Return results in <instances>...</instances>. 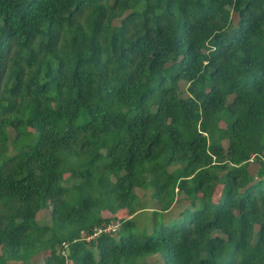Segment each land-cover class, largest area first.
<instances>
[{"label": "trees", "instance_id": "obj_1", "mask_svg": "<svg viewBox=\"0 0 264 264\" xmlns=\"http://www.w3.org/2000/svg\"><path fill=\"white\" fill-rule=\"evenodd\" d=\"M149 186L153 221L190 204L145 236L99 218L142 210ZM161 248L163 264H264V0H0V264Z\"/></svg>", "mask_w": 264, "mask_h": 264}, {"label": "rangeland", "instance_id": "obj_2", "mask_svg": "<svg viewBox=\"0 0 264 264\" xmlns=\"http://www.w3.org/2000/svg\"><path fill=\"white\" fill-rule=\"evenodd\" d=\"M223 11H224L223 14H224L225 19L229 18L230 16L233 17L229 7H226ZM234 18L235 17H233V20ZM186 88H187V85L184 82L179 83V89H180L179 96L180 97L184 98L188 96L186 93ZM212 122L215 125H217L219 128L225 127V124L218 119H214ZM27 134H28L29 139L33 140L36 137L35 133L30 129L28 130ZM9 137H10L9 154H14L15 150L13 148L14 145L12 143V139L15 138V133L11 130H9ZM250 167H251L250 171L251 172L254 171L255 166L253 165V163L250 164ZM221 189H222L221 186H218L216 188L215 193L213 195L214 202L218 199ZM135 193L138 197V200L140 201L139 202L140 206L143 207L142 210L135 211L129 205L125 204L114 213L102 211L99 214V218L100 219L115 218L117 220L131 219L134 222V227L132 229V232L138 235L145 236L152 232L153 227L158 228V225H160L165 220H174V221L178 220V218H180L181 212H183L184 209L188 208L190 204L189 199H187L185 196L178 195V200L174 203L170 211L167 213L157 214L155 217V220L153 221V215H152L153 211H158L159 209L157 202L152 199L153 188L149 186L146 190L137 189ZM196 196L199 198L200 194H196L195 197ZM36 220L40 225L50 224V211L44 210V211L39 212L36 216ZM108 225L117 227L116 231L111 232V234L114 236H118L117 235V229H118L117 221L113 220L112 223ZM97 229L99 228H96V230ZM93 251L96 256L97 254L96 249H94ZM42 252L47 253L45 250ZM164 252H165L164 248H161L158 253L150 255V256H146L141 261L145 262L146 264H163ZM42 258L43 257L39 255L37 257H34L31 261L36 264H42L43 263ZM4 264H18V263L10 262V263H4ZM68 264H72V263L68 262Z\"/></svg>", "mask_w": 264, "mask_h": 264}, {"label": "built area", "instance_id": "obj_3", "mask_svg": "<svg viewBox=\"0 0 264 264\" xmlns=\"http://www.w3.org/2000/svg\"><path fill=\"white\" fill-rule=\"evenodd\" d=\"M116 226H112V225H108L106 228H105V232H108V233H111V232H115L116 231ZM95 235L94 236H96V235H98L100 232H102V229L101 228H99V229H95Z\"/></svg>", "mask_w": 264, "mask_h": 264}]
</instances>
